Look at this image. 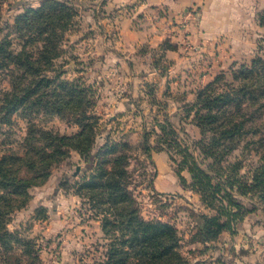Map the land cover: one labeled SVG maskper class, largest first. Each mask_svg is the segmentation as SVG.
<instances>
[{
    "label": "rangeland",
    "instance_id": "1",
    "mask_svg": "<svg viewBox=\"0 0 264 264\" xmlns=\"http://www.w3.org/2000/svg\"><path fill=\"white\" fill-rule=\"evenodd\" d=\"M44 1L5 0L0 39L10 34L19 15ZM71 2L77 13L56 63L63 70L62 80L86 88L91 157L71 150L68 158L53 165L45 183L31 189L30 202L14 215L10 228L37 238L41 264H103L112 236L104 233L103 218L96 217L89 199L80 197L78 185L97 165L100 151L126 143L134 149L129 172L136 206L145 220L177 228L184 264H264L263 211L245 215L233 231L204 240L202 215L214 217L217 212L188 188L192 180L187 170L181 172L187 183L183 185L178 162L171 160L166 146L157 150L165 126L199 155L201 132L188 110L216 78L230 82L241 65L264 59V0H199L181 15L174 12L171 0L146 1L148 6L145 0ZM201 21L207 24L204 44L189 39V24L199 31ZM13 121L12 137L21 139L28 121L18 115ZM34 123L66 136L82 131L70 116L41 114ZM145 140L156 149L154 165L142 152ZM239 154H231L229 162Z\"/></svg>",
    "mask_w": 264,
    "mask_h": 264
},
{
    "label": "trees",
    "instance_id": "2",
    "mask_svg": "<svg viewBox=\"0 0 264 264\" xmlns=\"http://www.w3.org/2000/svg\"><path fill=\"white\" fill-rule=\"evenodd\" d=\"M4 1L0 0V19ZM76 13L71 0H45L19 15L10 34L0 39V264H41L37 238L12 230L13 217L30 202L31 189L44 184L52 166L68 158L71 150L86 159L90 155L93 128L88 123L91 102L84 96L86 88L62 80L63 70L56 63ZM189 112L201 132L199 155L165 126L157 150L166 146L171 160L178 162L183 185L187 183L181 172L187 170L192 180L188 188L217 212L214 217L202 215L206 240L233 231L247 214L259 209L264 213V59L241 65L230 82L216 78L198 94ZM41 114L73 117L82 131L66 136L39 128L34 119ZM14 115L28 121L21 139L12 137ZM143 145L145 158L154 165L156 149L148 140ZM109 148L99 152L97 165L78 185L80 197L90 200L96 217L103 218L104 233L112 236L103 264H184L177 228L145 220L136 206L129 172L133 147L112 143ZM236 151L240 154L229 162Z\"/></svg>",
    "mask_w": 264,
    "mask_h": 264
},
{
    "label": "crops",
    "instance_id": "3",
    "mask_svg": "<svg viewBox=\"0 0 264 264\" xmlns=\"http://www.w3.org/2000/svg\"><path fill=\"white\" fill-rule=\"evenodd\" d=\"M122 1H125L127 3V2H131L133 0H122ZM146 1L148 2L150 0H145V4H146ZM167 1H169V0H167ZM162 2L164 3V2H166V0H159V4H161ZM191 2H193V3H191ZM196 2H199V0H171L170 5L174 9V12L176 14L181 15L182 12L185 13L186 11H188L186 8H188L187 6H189L188 5L189 3H191V5H194ZM145 6H148V4H146ZM188 16L190 17V15H188ZM176 18L179 19L180 16H178ZM199 26H200V30L198 31V28H196L194 26V24H189L188 28L191 30L190 32L192 33L191 36H189V39L192 42L204 44L208 40L207 39L208 38L207 37V24L205 25V24H203V21H201Z\"/></svg>",
    "mask_w": 264,
    "mask_h": 264
}]
</instances>
